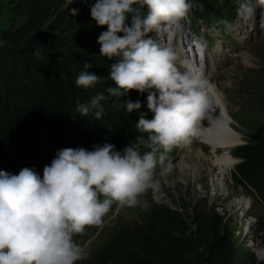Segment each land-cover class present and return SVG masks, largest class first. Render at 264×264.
<instances>
[{
    "label": "clouds",
    "instance_id": "obj_1",
    "mask_svg": "<svg viewBox=\"0 0 264 264\" xmlns=\"http://www.w3.org/2000/svg\"><path fill=\"white\" fill-rule=\"evenodd\" d=\"M89 7L95 24L106 25L97 37L100 55L114 62L107 77L89 71L93 65L85 62L75 84L88 90L105 78L112 83L78 102L75 111L102 121L103 102L112 100L129 114L141 108V100L120 98L131 90L147 92L152 117L140 112L135 124L146 135L120 150L113 143L58 149L42 174L27 166L18 173L0 170V264L82 260L86 249L75 236L86 225H102L114 204H141L157 167L162 173L173 168L168 153L205 115L208 100L200 75L180 61L174 47L149 35L163 27L178 30L190 0H91ZM78 12L70 10L73 16Z\"/></svg>",
    "mask_w": 264,
    "mask_h": 264
},
{
    "label": "trees",
    "instance_id": "obj_2",
    "mask_svg": "<svg viewBox=\"0 0 264 264\" xmlns=\"http://www.w3.org/2000/svg\"><path fill=\"white\" fill-rule=\"evenodd\" d=\"M6 1L21 20L17 26L0 30V170L18 173L27 166L42 174L58 149L113 143L120 150L137 136L146 135L135 124L140 112L152 117L146 107L147 92L131 90L120 98L141 100V108L129 114L112 100L103 102L102 121L91 113L81 117L75 111L78 102L112 83L105 78L88 90L75 84L85 62L93 65L89 71L104 77L114 62L100 55L97 37L106 25L97 26L91 19V0ZM191 3L202 16L209 12L219 16L212 0ZM72 8L79 9L77 15L70 14ZM237 11L229 10L230 18L238 16ZM261 109L264 117V99ZM252 139L233 149L232 155L240 162L232 179L264 204V128ZM215 209L204 202L184 217L165 206H155L107 243L90 264H264L254 258L231 217ZM257 226V232L264 230Z\"/></svg>",
    "mask_w": 264,
    "mask_h": 264
},
{
    "label": "rangeland",
    "instance_id": "obj_3",
    "mask_svg": "<svg viewBox=\"0 0 264 264\" xmlns=\"http://www.w3.org/2000/svg\"><path fill=\"white\" fill-rule=\"evenodd\" d=\"M212 1L216 4L219 16L212 12L207 16L200 15L190 0L191 8L180 21V30L186 31L190 37L198 36L203 39L202 43L209 52L208 56L213 59L212 83L217 84L222 92L230 112V126L240 138V142L229 150L235 164L222 182L225 188H218L212 181V177L207 173V166L202 167L201 174L185 176L179 167L182 150L177 143L168 154L173 168L167 173H162L160 168L154 172L153 183L140 195L141 204L123 208L115 205L102 225H86L85 232L75 236L87 253L76 264L95 262L107 243L130 229L134 223L140 222L155 206H165L188 217L195 205L204 202L215 205L219 214L230 216L247 240L254 258L264 262V230L257 232V224L264 227V204L254 192L237 185L232 179L234 169L240 162L239 158L232 155L233 149L238 145L252 143L253 134L264 128L261 109L264 99V0ZM233 8L238 10V16L232 19L228 12ZM20 20L21 18L11 11L8 2L0 0V30L17 26ZM167 31L170 32L169 28L163 27L151 35L162 45L168 46ZM236 55L237 58L234 57ZM195 56L197 58V55ZM14 84L17 82L14 81ZM189 140L193 141L192 144L198 151L200 143L193 133ZM203 152L211 155V149L206 145L203 146ZM216 154L221 155L222 152L217 151ZM157 184L161 186L159 192L155 191ZM245 199L249 200L247 206L242 205Z\"/></svg>",
    "mask_w": 264,
    "mask_h": 264
},
{
    "label": "bare ground",
    "instance_id": "obj_4",
    "mask_svg": "<svg viewBox=\"0 0 264 264\" xmlns=\"http://www.w3.org/2000/svg\"><path fill=\"white\" fill-rule=\"evenodd\" d=\"M169 36L170 34H168V38L170 39ZM177 52L180 61L186 62V58H190V56L183 54L180 46ZM242 56L246 57L245 54H242ZM234 57L237 58V55ZM245 62L248 63L247 61ZM211 63V61H208L204 64L205 71L202 78L208 104L204 117L196 123L193 131L198 143H200V149L196 151V148L192 144L193 141L189 140L190 136L180 141L179 148L182 150V158L179 167L185 176L190 177L194 173L201 174L202 167L207 166V173L212 177V181L216 183L218 188L224 189L225 186L222 185V182L230 174L235 164V160L229 154V150L240 142V138L238 133L230 126V112L222 92L217 84L212 83L211 72L213 66ZM189 67L199 74V69L194 68L193 65ZM205 145L211 149V155L204 154L203 146ZM217 151H221L222 154L217 155ZM212 169L215 170V173L214 170L212 172ZM160 188L159 184L155 185L156 192H159ZM248 204L249 200L245 199L242 205L247 206Z\"/></svg>",
    "mask_w": 264,
    "mask_h": 264
}]
</instances>
